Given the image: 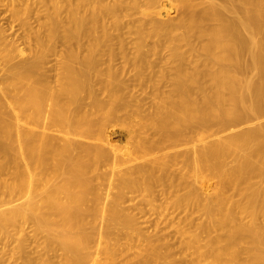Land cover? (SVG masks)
I'll list each match as a JSON object with an SVG mask.
<instances>
[{"label":"bare ground","instance_id":"obj_1","mask_svg":"<svg viewBox=\"0 0 264 264\" xmlns=\"http://www.w3.org/2000/svg\"><path fill=\"white\" fill-rule=\"evenodd\" d=\"M40 1L48 33L0 3V239L31 223L41 264H264V0H144L120 69L105 17L137 0Z\"/></svg>","mask_w":264,"mask_h":264},{"label":"rangeland","instance_id":"obj_2","mask_svg":"<svg viewBox=\"0 0 264 264\" xmlns=\"http://www.w3.org/2000/svg\"><path fill=\"white\" fill-rule=\"evenodd\" d=\"M118 0H101L103 5L106 4H112L114 2H117ZM132 1V0H130ZM140 3V6L134 7L132 9H127L123 6H119L118 10L116 12V17L118 19L117 23L115 24L113 21V17L108 16L105 17V22L110 25V29L112 35H110L111 39V45L109 47L113 51L112 56V64L116 66L118 69L122 67V64H124V52L130 56L133 54V45L135 41V37L133 34L130 33V28L136 26L139 24L138 19L144 18L146 27L149 28L151 25V17H152V7L147 5L144 0H137ZM219 1V0H218ZM0 3L7 5L8 11L6 13L2 12V15L5 16V19H3L4 26L11 20L13 21L14 30L18 29L19 27L23 28L22 19L28 20L32 26L35 27V29H39L43 33H48V25L49 23L53 22L55 20L56 14L52 13V5L54 6L53 2L46 1L45 4H43L40 0H0ZM63 3H61V10L59 13V17L62 19H65L66 16V10L63 8ZM49 7V11H44L43 9H46ZM5 12V11H4ZM66 28V25L64 24L60 30H64ZM101 27H98L97 30H101ZM121 41H125L126 47L124 51V46L120 45ZM109 44V43H108ZM108 44H103L99 46L98 50V56H101L105 58L103 55L108 50ZM184 50V47L182 48ZM87 53V52H86ZM200 54H198L199 56ZM167 56H168V49L166 47L165 43H161L158 47V53L154 54L152 51L148 53V61L150 62V65L152 66L153 70V79H154V87L156 86L159 90V92H165L170 89L168 85L165 86L164 82L160 79L159 71L164 70L163 66L167 65ZM196 56L195 58H197ZM192 66V65H190ZM168 66L165 68V70L172 72V69ZM144 75H147L146 70L144 71ZM122 79L127 85H133L134 84V76L133 71H129L127 74L122 76ZM170 83V80H166V84ZM152 88V90L154 89ZM95 88H99V86H95ZM148 89L149 92L151 88L149 87L145 88ZM134 90L136 92H140L142 96H146V92L142 91V88L135 85ZM100 94V92L98 91ZM141 97V96H140ZM125 111L120 112V116L124 117ZM125 122V128H129L126 124L128 120H124ZM132 124V123H130ZM216 130L217 125L213 126ZM116 129V128H114ZM118 132L113 133L111 136L113 139L118 140V137L121 138L123 135L119 136ZM122 140V139H121ZM179 167V165L174 166V168ZM197 215V214H196ZM115 232V230H113ZM112 231V233H113ZM23 234V233H22ZM13 241H5L0 239V251L3 253V256L0 258V264H24L26 262L27 258H31L33 263L32 264H41L39 261L40 253L45 252L46 258L52 261L57 260V254L59 251L56 249H49L45 246V233H39L35 235L33 230V225L27 224L24 229V235L22 237L14 236ZM22 241H24V246L21 245ZM114 243V239L112 238L110 240V244ZM124 250V248L122 247ZM29 250V251H28ZM176 254L175 258L179 263L182 260H188V257L190 255L183 254L185 251H179L176 247ZM183 255L185 257H183ZM183 257V258H182ZM242 257H245V254H243ZM121 257L118 256L117 261H120Z\"/></svg>","mask_w":264,"mask_h":264}]
</instances>
